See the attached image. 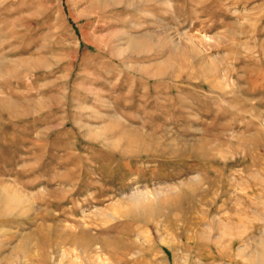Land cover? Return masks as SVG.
<instances>
[{
    "label": "rangeland",
    "instance_id": "374dc122",
    "mask_svg": "<svg viewBox=\"0 0 264 264\" xmlns=\"http://www.w3.org/2000/svg\"><path fill=\"white\" fill-rule=\"evenodd\" d=\"M0 264H264V0H0Z\"/></svg>",
    "mask_w": 264,
    "mask_h": 264
},
{
    "label": "bare ground",
    "instance_id": "6f19581e",
    "mask_svg": "<svg viewBox=\"0 0 264 264\" xmlns=\"http://www.w3.org/2000/svg\"><path fill=\"white\" fill-rule=\"evenodd\" d=\"M139 193V192H138ZM147 193V192H146ZM149 195V194H148Z\"/></svg>",
    "mask_w": 264,
    "mask_h": 264
}]
</instances>
